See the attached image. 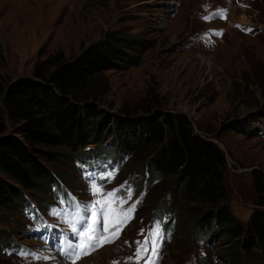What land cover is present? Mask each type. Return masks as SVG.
Returning a JSON list of instances; mask_svg holds the SVG:
<instances>
[{"label": "rangeland", "instance_id": "374dc122", "mask_svg": "<svg viewBox=\"0 0 264 264\" xmlns=\"http://www.w3.org/2000/svg\"><path fill=\"white\" fill-rule=\"evenodd\" d=\"M203 4L226 5L229 19L203 20ZM234 20L252 25L242 31ZM215 26L225 27L221 37L212 34L209 27ZM116 30L137 38L131 57L93 74L78 93L80 104L92 99L120 116L125 109L133 114L153 109L185 112L196 132L223 149V202L246 223L258 206L253 169L264 172V0H0V76L6 84L27 78L34 62L49 53L61 50L72 59ZM4 118L8 123L7 115ZM237 122L241 128L232 125ZM111 140L110 134L97 143L96 164L88 165L92 170L80 165L84 157L70 156L66 146H46L57 150L56 157L41 159L65 188L49 186L55 180L48 179L38 191L22 189L8 206L0 207V264H40L20 259L17 252L35 253L27 244L35 245L39 233L50 229L56 248L65 239L73 240L65 221L75 213L70 209L103 200V193L113 190L112 208H135L120 238L87 264H143L134 257L137 242L157 224L163 234L157 264H264V249L246 259L239 247L226 241L225 230L207 235L193 215L185 214L192 201L185 196L184 183L176 184L175 177L151 167L147 171L145 161L130 153L120 157L107 148ZM109 172L114 173L111 178L100 179ZM93 181L102 189L96 197L90 191ZM36 193L41 201L33 197ZM80 214L91 218L90 210ZM54 253L60 256L58 250ZM62 261L70 262L64 257Z\"/></svg>", "mask_w": 264, "mask_h": 264}, {"label": "trees", "instance_id": "16d2710c", "mask_svg": "<svg viewBox=\"0 0 264 264\" xmlns=\"http://www.w3.org/2000/svg\"><path fill=\"white\" fill-rule=\"evenodd\" d=\"M136 39L116 30L72 59L61 50L49 53L34 62L31 77L6 84L0 76V207L8 206L22 189L38 191L45 180H53L54 171L41 158L53 160L57 150L46 146L64 145L70 156L84 157L88 153L84 145L112 134L108 149L115 154L129 152L143 159L147 170L151 167L175 177L176 184L184 183L185 196L192 201L185 214L193 215L195 225L213 237L225 230L226 241L239 247L246 259L253 258L257 249H264V172L253 169L258 206L243 223L223 202V149L195 132L185 112L153 109L133 114L125 109L120 116L92 99L80 104L78 93L92 75L131 57ZM232 125L241 128L238 122Z\"/></svg>", "mask_w": 264, "mask_h": 264}, {"label": "snow or ice", "instance_id": "6c2138e0", "mask_svg": "<svg viewBox=\"0 0 264 264\" xmlns=\"http://www.w3.org/2000/svg\"><path fill=\"white\" fill-rule=\"evenodd\" d=\"M206 7V5H205ZM224 10H220L217 13H213L210 16L202 17L204 20L212 19L214 16H219ZM240 27V25H237ZM248 31H251L249 28ZM216 35H220V32H215ZM206 33L205 36H208ZM114 173H106L100 177L101 180L111 178ZM90 191L94 197L102 192L101 187L93 181L90 185ZM116 191L103 193V200L93 199L91 202L81 206L75 205V214L71 217V221H68V217H65V221L69 222L71 233L74 237L73 240L65 239L61 241L60 253L71 262V264H77L82 262V259L91 255L97 249L103 248L108 244L114 243L120 238V234L123 227L131 219V213L135 208V204L129 207L126 211H118L111 207V204L115 202ZM126 203V201H121ZM100 205V207H97ZM83 210L87 213L91 212V218L86 214H80ZM59 215V213H57ZM115 229L114 231L112 229ZM163 238V234L159 230V225L153 229L149 236L144 241L137 242L136 252L134 253L135 260L137 262L143 260V264H157V258L160 250V240ZM127 243V242H126ZM149 253L145 258L144 254ZM22 255H31L35 259H49L43 253H22ZM133 257H128L127 260L131 261ZM113 264H119L117 261H113Z\"/></svg>", "mask_w": 264, "mask_h": 264}, {"label": "bare ground", "instance_id": "6f19581e", "mask_svg": "<svg viewBox=\"0 0 264 264\" xmlns=\"http://www.w3.org/2000/svg\"><path fill=\"white\" fill-rule=\"evenodd\" d=\"M229 17H230V16L227 17V20L229 19ZM100 249H101V248H100ZM100 249H99L98 251H96V252H93V253L91 254L92 256H91V255H89L90 257H89V256H86L85 258L88 257L87 259L83 258V259H85V260L82 259V260H83L82 262L78 263V262H79V261H78L77 263H78V264H87L88 262H90L89 260L94 256L93 254L96 255L97 252L100 251ZM103 249L106 250V249H109V247H106V248H103ZM103 249H102V250H103ZM86 262H87V263H86ZM48 263H49V264H65L66 262H63L62 259H61L59 256L54 255V256L51 257V259L49 260ZM66 264H67V263H66Z\"/></svg>", "mask_w": 264, "mask_h": 264}, {"label": "water", "instance_id": "95a60500", "mask_svg": "<svg viewBox=\"0 0 264 264\" xmlns=\"http://www.w3.org/2000/svg\"><path fill=\"white\" fill-rule=\"evenodd\" d=\"M29 77H31V76H29ZM11 82H12V81H11ZM11 82H10V83H11Z\"/></svg>", "mask_w": 264, "mask_h": 264}]
</instances>
